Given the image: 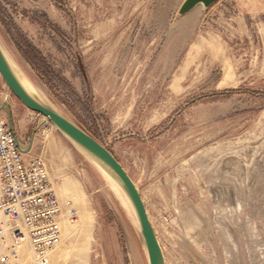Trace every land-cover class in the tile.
<instances>
[{
    "label": "rangeland",
    "instance_id": "374dc122",
    "mask_svg": "<svg viewBox=\"0 0 264 264\" xmlns=\"http://www.w3.org/2000/svg\"><path fill=\"white\" fill-rule=\"evenodd\" d=\"M183 1L0 0V47L122 165L165 264H264V0L179 15ZM16 101L0 75V106ZM42 117L77 211L46 264H149L120 186ZM10 245L0 237V264ZM17 251L14 264H35L27 242Z\"/></svg>",
    "mask_w": 264,
    "mask_h": 264
},
{
    "label": "built area",
    "instance_id": "2783aa9c",
    "mask_svg": "<svg viewBox=\"0 0 264 264\" xmlns=\"http://www.w3.org/2000/svg\"><path fill=\"white\" fill-rule=\"evenodd\" d=\"M17 139L8 122L0 119V237L8 236L11 242L10 256L2 257L1 264H14L24 242L35 264H46L61 241L62 224L74 223L77 211L69 201H59L45 159L23 153Z\"/></svg>",
    "mask_w": 264,
    "mask_h": 264
},
{
    "label": "water",
    "instance_id": "95a60500",
    "mask_svg": "<svg viewBox=\"0 0 264 264\" xmlns=\"http://www.w3.org/2000/svg\"><path fill=\"white\" fill-rule=\"evenodd\" d=\"M216 1L218 0H184L178 9V14L184 15L199 4H202L207 8ZM0 75L11 93L21 101L23 105L31 111L47 118L71 142L82 149L91 158L98 161L116 179L118 185L129 200L136 216L140 228V234L145 244L149 264H165L162 249L148 218L140 193L130 176L126 173L114 155L78 124L31 96L16 77L1 47ZM4 107L8 109V105L3 103L0 107V111ZM8 124L10 129L14 131L10 111H8ZM17 145L23 153H27L30 149L31 143L28 145L27 149H24L20 141L17 139Z\"/></svg>",
    "mask_w": 264,
    "mask_h": 264
},
{
    "label": "crops",
    "instance_id": "0c3cea01",
    "mask_svg": "<svg viewBox=\"0 0 264 264\" xmlns=\"http://www.w3.org/2000/svg\"><path fill=\"white\" fill-rule=\"evenodd\" d=\"M1 107V106H0ZM10 113L12 118L13 130L16 134L18 140L22 144L24 149H27L28 145L31 143L29 151L26 153L28 155H34L41 153L44 157L48 155V150L50 148V141L48 143H42L39 141V127H40V114L28 109L21 101L17 99L16 103L10 104ZM42 116V115H41ZM0 119L6 120L8 122V112L6 110L0 111ZM49 157V156H48ZM45 157L49 165V179L54 186V190L59 201L64 204L67 201L64 191L71 188V180L63 181L64 179L56 173L52 162V159ZM53 158V157H51Z\"/></svg>",
    "mask_w": 264,
    "mask_h": 264
},
{
    "label": "bare ground",
    "instance_id": "6f19581e",
    "mask_svg": "<svg viewBox=\"0 0 264 264\" xmlns=\"http://www.w3.org/2000/svg\"><path fill=\"white\" fill-rule=\"evenodd\" d=\"M5 55V54H4ZM8 60V59H7ZM9 62V61H8ZM10 64V63H9ZM12 70L14 71L16 77L18 78V80L20 81V83L22 84V86L24 87V89L34 98H36L39 102H41L42 104L47 105L44 100H41L34 92L30 91L25 85L24 83L21 81V79L18 77L17 73L15 72L14 68L12 67V65L10 64ZM50 106V105H49ZM77 147V146H76ZM93 159V158H92ZM95 161V163L98 165V167L101 168V170L103 171L104 175L106 176L108 182L113 185V186H119L116 179L95 159H93ZM117 188V187H116Z\"/></svg>",
    "mask_w": 264,
    "mask_h": 264
},
{
    "label": "trees",
    "instance_id": "16d2710c",
    "mask_svg": "<svg viewBox=\"0 0 264 264\" xmlns=\"http://www.w3.org/2000/svg\"><path fill=\"white\" fill-rule=\"evenodd\" d=\"M88 132V131H87ZM89 133V132H88ZM90 135H92L95 139H97L95 136H94V134H91V133H89Z\"/></svg>",
    "mask_w": 264,
    "mask_h": 264
}]
</instances>
